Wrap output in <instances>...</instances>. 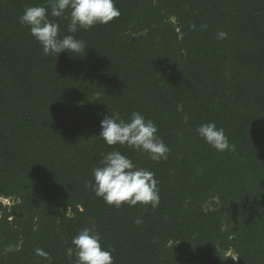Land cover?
I'll return each mask as SVG.
<instances>
[{
    "label": "trees",
    "instance_id": "1",
    "mask_svg": "<svg viewBox=\"0 0 264 264\" xmlns=\"http://www.w3.org/2000/svg\"><path fill=\"white\" fill-rule=\"evenodd\" d=\"M45 3L0 0V197L15 201L0 202V264H74L85 227L114 264H225L228 250L264 264V0H115L118 18L75 34L49 17L85 44L56 58L18 19ZM134 111L157 126L166 160L98 137L105 115ZM208 122L234 152L198 136ZM110 151L155 173L158 207L95 195Z\"/></svg>",
    "mask_w": 264,
    "mask_h": 264
},
{
    "label": "clouds",
    "instance_id": "2",
    "mask_svg": "<svg viewBox=\"0 0 264 264\" xmlns=\"http://www.w3.org/2000/svg\"><path fill=\"white\" fill-rule=\"evenodd\" d=\"M120 16L115 0H46L43 5L25 6L19 16V22L29 28L30 35L38 42L45 56H59L67 52L73 57L79 56L85 49L82 40L74 35L78 30L85 31L95 25H107ZM49 17L67 18L69 35H59L60 25ZM195 28V25H193ZM207 28V25H202ZM227 33L219 32L217 38H226ZM183 110L182 105H177ZM98 135L107 145L119 144L128 146L134 151L146 153L154 162L166 160L170 149L163 139L156 135L157 126L146 120L139 112H132L125 121L119 112H110L101 122ZM208 145L219 152L235 151L223 128H217L214 122L198 125L195 129ZM93 181L89 183L95 195L102 198L109 206L120 208L122 205L135 206L138 203L152 208L158 207L159 181L155 173L137 167L131 158L120 151H110L103 155L100 165L93 169ZM137 224L139 220L135 221ZM73 247L67 249L69 257L75 256L74 264H114L113 252L102 246L101 237L94 228L85 227L72 238ZM14 246L9 245L5 251L11 252ZM36 254L48 258V254L36 249Z\"/></svg>",
    "mask_w": 264,
    "mask_h": 264
},
{
    "label": "rangeland",
    "instance_id": "3",
    "mask_svg": "<svg viewBox=\"0 0 264 264\" xmlns=\"http://www.w3.org/2000/svg\"><path fill=\"white\" fill-rule=\"evenodd\" d=\"M171 20L174 21V19H169V21ZM175 23V21H174ZM0 202L2 203V205H5V206H11L13 205V202H15L14 200H12L11 198L9 199L8 197H4V196H1L0 197ZM204 208L205 209H211L212 208V205L210 202H208L207 204L204 205ZM234 257L235 255L233 254V252L231 250H228L226 252H224L223 254V263L225 264H234L235 263V260H234Z\"/></svg>",
    "mask_w": 264,
    "mask_h": 264
},
{
    "label": "built area",
    "instance_id": "4",
    "mask_svg": "<svg viewBox=\"0 0 264 264\" xmlns=\"http://www.w3.org/2000/svg\"><path fill=\"white\" fill-rule=\"evenodd\" d=\"M234 260H235V257H234Z\"/></svg>",
    "mask_w": 264,
    "mask_h": 264
}]
</instances>
